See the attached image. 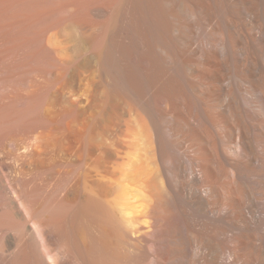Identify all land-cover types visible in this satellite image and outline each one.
I'll list each match as a JSON object with an SVG mask.
<instances>
[{
    "label": "bare ground",
    "instance_id": "obj_1",
    "mask_svg": "<svg viewBox=\"0 0 264 264\" xmlns=\"http://www.w3.org/2000/svg\"><path fill=\"white\" fill-rule=\"evenodd\" d=\"M19 2L0 264H264V0Z\"/></svg>",
    "mask_w": 264,
    "mask_h": 264
},
{
    "label": "rangeland",
    "instance_id": "obj_2",
    "mask_svg": "<svg viewBox=\"0 0 264 264\" xmlns=\"http://www.w3.org/2000/svg\"><path fill=\"white\" fill-rule=\"evenodd\" d=\"M16 2H15V0H0V103H1V105L2 104L6 105V103H7V105H8V103L13 104V102L15 101V97H16L15 92L17 91L16 88L18 87V81H17L18 77L17 76L20 74L17 71H21V68H19L20 62L18 63V61H20L19 60L20 59V52H21V48H23L26 44H28V41H27L28 35L25 34L26 32H24V30L21 29L22 27L24 29H26L25 28L26 26L24 25L25 23L23 25L19 24L20 22L23 23L25 19L21 18V19H23V20H21L19 18L20 17L19 13H17L18 16L16 15V12H18L17 10L19 9L17 7L20 6V5H18V3H20L19 0H17ZM15 4L17 5V7ZM19 11H20V9H19ZM16 19H17V21H16ZM18 20H19V22H18ZM16 23H18L19 25H17ZM18 26H22V27L21 28L19 27L17 29ZM18 30L20 33L18 32ZM17 32L19 35H17ZM23 33L26 35V37L24 35L25 38H23V35H22ZM15 37H17V38H15ZM22 40H24V41L26 40L27 42H24ZM20 41H22V43H20ZM23 61H24V63L27 62L26 60H23ZM16 63H18V64H16ZM16 65H17V67H16ZM26 66H27V64H26ZM26 66H24V69L25 68L27 69ZM16 68H18L19 70ZM16 73H18V74H16ZM15 89H16V91H15ZM13 92H14V98L11 96V95H13ZM10 96H11V98H10ZM6 98H7L8 102L5 101ZM2 99H5L4 102H6V103H2L3 102ZM12 100H14V101L11 102ZM12 104H10V105H12ZM1 105H0V107H1ZM4 105H2L3 108H4ZM13 105H12V107L15 108L16 106H13ZM6 107L8 108V110L11 111V107H8V106H6ZM7 108H5V109H7ZM15 129H13L12 131L11 130L8 131L11 134L10 133H9L10 135L8 133L6 134L8 136H6L7 139H6L5 144H4V146H5L8 143L7 146H5V150L8 153L10 152L11 154H13L12 156L16 155L15 154L16 152L13 153L15 151V149L17 151V148H15L17 146L16 143H19L18 144V146H19L20 144L23 143V141H24V143L26 141H28L29 137L31 136L28 129H23V131L18 130L19 128L17 130H15ZM26 130L28 131V134H27ZM25 131H26V133H25ZM12 139L15 141V143H13L14 141ZM10 141H11V143H9ZM9 146H10V149L12 148L14 150L11 149V151H9L10 150Z\"/></svg>",
    "mask_w": 264,
    "mask_h": 264
}]
</instances>
